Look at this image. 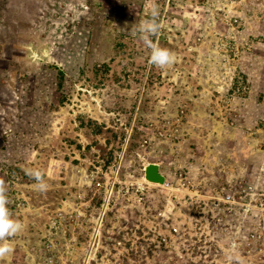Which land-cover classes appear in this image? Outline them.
I'll return each instance as SVG.
<instances>
[{
	"label": "rangeland",
	"instance_id": "1",
	"mask_svg": "<svg viewBox=\"0 0 264 264\" xmlns=\"http://www.w3.org/2000/svg\"><path fill=\"white\" fill-rule=\"evenodd\" d=\"M152 2L0 0V264H264V0H154L163 70Z\"/></svg>",
	"mask_w": 264,
	"mask_h": 264
},
{
	"label": "clouds",
	"instance_id": "2",
	"mask_svg": "<svg viewBox=\"0 0 264 264\" xmlns=\"http://www.w3.org/2000/svg\"><path fill=\"white\" fill-rule=\"evenodd\" d=\"M163 28V21L160 19L159 6L154 2L148 10L145 18L141 19L138 24L134 25L133 34L139 35L149 49L148 64L159 69H164L175 62V54L166 47L153 39L158 37ZM25 175L35 181V188L40 192L48 190V184L44 179V174L37 168H27L24 170ZM8 189L5 181L0 179V259L10 254L13 248L9 238L16 236L24 227L21 221L14 219L10 213L7 195ZM230 264H242L239 254L233 252L229 254Z\"/></svg>",
	"mask_w": 264,
	"mask_h": 264
},
{
	"label": "water",
	"instance_id": "3",
	"mask_svg": "<svg viewBox=\"0 0 264 264\" xmlns=\"http://www.w3.org/2000/svg\"><path fill=\"white\" fill-rule=\"evenodd\" d=\"M144 178L151 184L164 185L165 177L160 173L159 167L156 164H148L144 168Z\"/></svg>",
	"mask_w": 264,
	"mask_h": 264
}]
</instances>
